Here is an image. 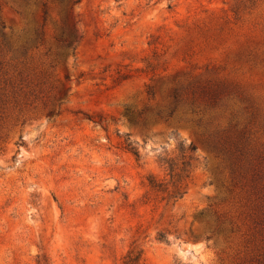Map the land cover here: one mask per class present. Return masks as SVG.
<instances>
[{
  "label": "rangeland",
  "instance_id": "374dc122",
  "mask_svg": "<svg viewBox=\"0 0 264 264\" xmlns=\"http://www.w3.org/2000/svg\"><path fill=\"white\" fill-rule=\"evenodd\" d=\"M129 252L264 264V0H0V264Z\"/></svg>",
  "mask_w": 264,
  "mask_h": 264
},
{
  "label": "trees",
  "instance_id": "16d2710c",
  "mask_svg": "<svg viewBox=\"0 0 264 264\" xmlns=\"http://www.w3.org/2000/svg\"><path fill=\"white\" fill-rule=\"evenodd\" d=\"M130 150L132 151L133 155L136 157V159L138 158V153L135 149L130 148ZM150 186L152 187H156L157 185H153L152 183H150ZM139 261V255L138 254H133L132 252H129L123 261V264H138Z\"/></svg>",
  "mask_w": 264,
  "mask_h": 264
}]
</instances>
